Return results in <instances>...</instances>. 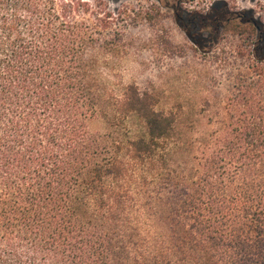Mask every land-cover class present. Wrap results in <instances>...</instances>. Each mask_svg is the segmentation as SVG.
<instances>
[{"label": "trees", "instance_id": "1", "mask_svg": "<svg viewBox=\"0 0 264 264\" xmlns=\"http://www.w3.org/2000/svg\"><path fill=\"white\" fill-rule=\"evenodd\" d=\"M108 25L102 0H0V264H264V124L240 114L235 139L191 155L153 95L102 82Z\"/></svg>", "mask_w": 264, "mask_h": 264}, {"label": "rangeland", "instance_id": "2", "mask_svg": "<svg viewBox=\"0 0 264 264\" xmlns=\"http://www.w3.org/2000/svg\"><path fill=\"white\" fill-rule=\"evenodd\" d=\"M102 1L108 8V56L98 50L92 56L109 92L133 85L153 95L157 111L174 114L180 140L193 147L191 155L207 156L219 148L216 143L235 139L240 114L263 126L264 49L256 50L253 27L237 17L256 21L264 32V0ZM194 14L235 19L214 30L187 25L185 19ZM128 127L130 137L143 135L137 119ZM88 130L112 131L98 116ZM162 197L152 205L165 217Z\"/></svg>", "mask_w": 264, "mask_h": 264}, {"label": "flooded vegetation", "instance_id": "3", "mask_svg": "<svg viewBox=\"0 0 264 264\" xmlns=\"http://www.w3.org/2000/svg\"><path fill=\"white\" fill-rule=\"evenodd\" d=\"M258 34H259V36L258 37H262L263 39H264V32H259L258 31ZM261 44H263L264 45V40H263V43H261ZM263 50V49H262Z\"/></svg>", "mask_w": 264, "mask_h": 264}]
</instances>
